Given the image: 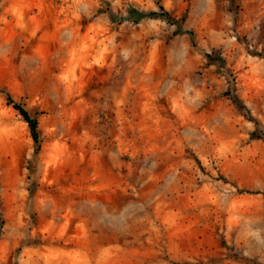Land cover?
I'll return each mask as SVG.
<instances>
[{
    "label": "rangeland",
    "instance_id": "obj_1",
    "mask_svg": "<svg viewBox=\"0 0 264 264\" xmlns=\"http://www.w3.org/2000/svg\"><path fill=\"white\" fill-rule=\"evenodd\" d=\"M0 264H264V0H0Z\"/></svg>",
    "mask_w": 264,
    "mask_h": 264
},
{
    "label": "trees",
    "instance_id": "obj_2",
    "mask_svg": "<svg viewBox=\"0 0 264 264\" xmlns=\"http://www.w3.org/2000/svg\"><path fill=\"white\" fill-rule=\"evenodd\" d=\"M159 7L162 11H151L149 13L146 14V16H151V17H156V16H167L168 18H170V12H168L163 5L159 4ZM206 56L211 58L212 57V53H206ZM7 100L10 104H12L14 106L15 109H17L20 114L23 116L24 120L28 123L30 130H31V134L32 137L35 141L36 144L39 143V138H40V134H39V128H38V118L36 116L31 115V113L18 101H16L14 99V97L10 94L7 93ZM38 148V147H37ZM37 148H36V152H37Z\"/></svg>",
    "mask_w": 264,
    "mask_h": 264
}]
</instances>
